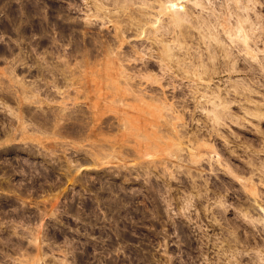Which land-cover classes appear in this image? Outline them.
Instances as JSON below:
<instances>
[{
    "label": "rangeland",
    "instance_id": "374dc122",
    "mask_svg": "<svg viewBox=\"0 0 264 264\" xmlns=\"http://www.w3.org/2000/svg\"><path fill=\"white\" fill-rule=\"evenodd\" d=\"M191 1L0 0V264H264V0Z\"/></svg>",
    "mask_w": 264,
    "mask_h": 264
},
{
    "label": "bare ground",
    "instance_id": "6f19581e",
    "mask_svg": "<svg viewBox=\"0 0 264 264\" xmlns=\"http://www.w3.org/2000/svg\"><path fill=\"white\" fill-rule=\"evenodd\" d=\"M122 1V0H121ZM129 1V0H128ZM155 1H161V0H155ZM117 2H119V1H117ZM116 2V3H117ZM126 2V1H125ZM169 2V1H168ZM192 2V1H191ZM198 2L199 1H197L196 2V0H195V6L196 5H198V6H200V4H198ZM192 3H194V0H193V2ZM200 3H202V1H200ZM165 5H168L169 6V11H172L171 12V14H172V19H173V22H174V24H172L171 25V27H173V25H174V27H175V29L173 28H171L170 26H167L168 28H166L165 26L163 27V25L162 26H154V28L152 27V29H154L153 31H151V27L150 28H148V29H150V31L151 32H154L156 35H161L162 37H164V36H166L167 34H175V33H177V31H178V28H179V26H181L180 27V29H179V32H180V34L178 35V34H176L177 35V37L175 38V40L174 41H178V43H179V47L178 48H180V49H183L184 50V48H186L187 49V47L189 46H186V45H184V46H186V47H183V45H182V43L183 42H186V41H188V39H189V35L188 36H185V35H187L186 33L187 32H189L190 30H188L187 31V26H184L183 24L185 23V22H187V23H189V22H193V20H191L190 19V14H189V12H188V9H187V11L184 9V7H183V9H184V11H181L180 12V10H182V5L181 6H179L178 7V5H176L175 3H174V1H173V3H168V4H165ZM197 6V7H198ZM203 9H205V7L203 8ZM171 16V15H170ZM192 18H194V17H192ZM199 18V17H198ZM200 18H202V16L200 17ZM171 19V20H172ZM206 19H209V18H206ZM211 19V18H210ZM209 19V20H210ZM216 19V18H215ZM207 21L208 20H206L205 22H206V25H204V23H202V21H201V24H196V22H195V27H197V29H203V26L202 25H204V26H206L207 27V32H208V34H204V38L203 39H207V41L209 40H212L210 43H206L207 44V49H208V51L211 49V51L210 52H212V53H210V55L212 54H214V55H216V57H217V54H215V52H216V48H215V46L216 45H214L215 43L216 44H223V43H225L224 42V39L223 38H221V37H219V34L218 35H215L214 34V29H213V27L210 29V27L211 26H209L208 24H207ZM211 21V20H210ZM213 21V20H212ZM172 22V23H173ZM198 22V21H197ZM209 22V21H208ZM200 23V22H199ZM213 23V22H212ZM166 24V23H165ZM168 24H171V21H170V23H168ZM193 24V23H192ZM209 24H210V22H209ZM197 25V26H196ZM212 25V24H211ZM178 26V27H177ZM184 26V27H183ZM194 25H192L191 27H193ZM216 26V25H215ZM214 26V27H215ZM177 27V28H176ZM190 27V26H189ZM190 27V28H191ZM217 27V26H216ZM215 27V29H217ZM184 28V29H183ZM190 28H188V29H190ZM241 27H239V28H237V31L239 32V31H241V29H240ZM184 31H183V30ZM213 29V30H212ZM143 30H145V29H143ZM205 30V29H204ZM244 30V29H243ZM146 31H147V29H146ZM149 31V30H148ZM147 31V32H148ZM150 31L148 32L149 34H150ZM206 31V30H205ZM229 31V30H228ZM233 31V33L235 32L236 33V31H234V29H232L231 31H230V33ZM192 32V31H191ZM147 33V34H148ZM218 33V32H217ZM228 34H230L229 32H227ZM245 33V32H244ZM182 34V36H180ZM191 34V33H190ZM153 35V34H152ZM230 35H233V34H230ZM236 35V34H235ZM150 36V35H149ZM234 36V35H233ZM192 37V36H191ZM236 37V36H235ZM249 36H246L245 35V37L244 38H242V37H239V38H241L242 40H243V43H245V45L248 43L249 44V42H248V40H249V38H248ZM204 40V41H205ZM232 40V39H231ZM183 41V42H182ZM191 41H193V40H191ZM200 41V40H199ZM202 41V40H201ZM206 41V42H207ZM208 41V42H209ZM158 42H160V41H158ZM164 42V39L162 40V43ZM215 42V43H214ZM234 42V44L237 42H235V41H233ZM187 43V42H186ZM242 43V44H243ZM189 44V43H188ZM163 46H162V53H160L159 55H160V63H161V70H162V72L164 73V76L162 77V78H157V77H155V78H152L153 79V81L154 82H156V83H158V82H160L161 81V79H164L165 78V75L167 76L168 75V72L169 71H172V63H181V64H178L179 66L180 65H182L183 63L180 61V60H177L176 58H178V57H176L177 55L175 54V53H172L173 52V49H175L174 47H171V44H162ZM174 45V44H173ZM174 46H177V45H174ZM202 46V45H201ZM220 46V45H219ZM223 46H225L226 47V44L225 45H223ZM178 48H177V50H178ZM219 48H222V53H225L226 52V57H229V59H230V53L232 52H229V50H228V48L226 47L225 48V52L223 51V47L221 46V47H219ZM218 48V49H219ZM190 49H191V47H190ZM218 49H217V51H218ZM187 50H189V49H187ZM186 50V51H187ZM221 50V49H220ZM161 51V50H160ZM182 51V50H181ZM174 52H176V50H174ZM178 52H179V50H178ZM220 52V51H219ZM177 53V52H176ZM217 53V52H216ZM232 54V56H233V53H231ZM176 55V56H175ZM189 55V54H188ZM199 55V54H198ZM211 55V56H212ZM223 55V54H222ZM180 56V55H179ZM186 56V55H185ZM225 56V55H224ZM189 57V56H188ZM216 57H214V56H212V57H210L211 59L213 58H216ZM191 58H194V59H192V61L193 60H195V57L193 56H191L190 57V59ZM197 58H198V56H197ZM197 58H196V60H197ZM200 58V57H199ZM132 59V58H131ZM179 59V58H178ZM185 59V58H184ZM183 59V62L185 63V66H186V61ZM189 59V58H188ZM202 59V58H201ZM204 59V58H203ZM207 59V58H206ZM212 59V60H213ZM195 60V62H198V61H196ZM199 60V59H198ZM130 61V60H129ZM191 61V62H192ZM203 61V60H202ZM199 64V63H198ZM189 65V64H188ZM200 65H201V63H200ZM174 66V65H173ZM232 66H233V64H232ZM191 67V66H190ZM196 67V66H195ZM194 67V68H195ZM208 68V67H207ZM188 69H189V66H188ZM193 69V68H192ZM199 69V68H198ZM234 69V68H233ZM196 70V69H195ZM206 70V69H205ZM188 71V70H187ZM191 71V70H190ZM203 71H204V66H203ZM202 71V72H203ZM209 71V70H208ZM207 71V72H208ZM178 72H179V70H178ZM195 72V71H194ZM204 72H206V71H204ZM175 73V72H174ZM200 73V72H199ZM213 73V72H212ZM176 74V73H175ZM203 74H205V73H203ZM209 74H211V73H209ZM199 74H197V76H198ZM202 75V74H201ZM205 76V75H204ZM204 76H201V77H204ZM147 77V76H146ZM159 77V76H158ZM168 77V76H167ZM178 77V76H177ZM129 78H131V77H129ZM128 78V79H129ZM132 79V78H131ZM204 79V78H203ZM202 79V80H203ZM170 80V79H169ZM134 82V81H133ZM129 83V85H130V83H131V81L130 82H128ZM136 84V83H135ZM141 84V83H140ZM132 85V84H131ZM171 85V84H170ZM134 86V85H133ZM138 86V85H137ZM130 87V86H129ZM132 87V86H131ZM208 88V87H207ZM237 88H239V87H237ZM242 88V87H241ZM27 89V88H26ZM136 89V88H135ZM152 89H153V87H152ZM194 89V88H193ZM132 90V89H131ZM208 91V90H207ZM235 91H237V90H235ZM240 91V90H239ZM244 91H245V89H244ZM135 92H139V89L137 90V91H135ZM208 92H210V91H208ZM217 92V91H216ZM23 93V92H22ZM134 93V92H133ZM139 93H141V91L139 92ZM139 93H138V95H139ZM147 93V92H146ZM205 93V92H204ZM207 93V92H206ZM205 93V94H206ZM212 93V92H211ZM211 93L209 94V95H211ZM221 93V92H220ZM237 93H238V91H237ZM25 94V93H24ZM142 94H143V96L145 95L144 93H143V91H142ZM141 94V95H142ZM193 94H195V93H193ZM204 94V95H205ZM208 94V93H207ZM206 94V95H207ZM213 94V93H212ZM214 95V94H213ZM244 95V94H243ZM247 95V94H246ZM195 96V95H194ZM194 96H193V98H194ZM203 97V96H202ZM205 97V96H204ZM210 97V96H209ZM227 97H229V96H227ZM248 97V96H247ZM139 98H140V96H139ZM148 98V97H147ZM151 98V97H150ZM221 98H222V96H221ZM215 99V98H214ZM216 99H217V101L216 102H220V100L218 99V97L216 96ZM249 99V98H248ZM150 100H152L154 103H156L157 105H158V103L159 104H162V105H164V108L166 107L167 108V110H169V111H172V112H176L175 111V106H173V105H168L167 104V102L165 101V98L163 97V95L162 96H160V95H157L156 94V96H154V97H152V99H150ZM202 100V99H201ZM211 100H213V98L211 99ZM211 100H209V102L211 101ZM219 100V101H218ZM226 100V99H225ZM223 101V100H222ZM212 102V101H211ZM227 102L228 103H224V104H222V103H220V104H217V103H215V100H214V103H213V105H214V108L210 111V113H212L214 116H215V118H216V120L217 121H221L223 118H227L226 116V114L228 113L226 110H227V108H228V106L230 105V103H229V101L227 100ZM178 103V102H177ZM146 104V103H145ZM173 104V103H172ZM95 107H96V105H95ZM99 109V108H98ZM158 111V110H157ZM224 112H227L226 114L224 113ZM230 113V112H229ZM139 114V113H138ZM146 114V113H145ZM223 114H225V115H223ZM54 115V114H53ZM172 115H173V113H172ZM223 115V116H222ZM46 116V115H45ZM44 116V117H45ZM55 116V115H54ZM53 116V117H54ZM57 116V115H56ZM59 116V115H58ZM225 116V117H224ZM261 116H262V113H261ZM49 117V116H48ZM223 117V118H222ZM46 118V117H45ZM170 118V117H169ZM172 118V117H171ZM214 118V119H215ZM172 119H176V120H178L179 119V117H178V119L177 118H172ZM48 120V119H47ZM136 120H138V119H136ZM169 121H170V119H168ZM211 120H212V118H211ZM223 120H225V119H223ZM45 121V120H44ZM51 121V120H50ZM134 121H135V119H134ZM133 121V122H134ZM48 122H49V120H48ZM54 122V121H53ZM125 122V121H124ZM42 123V122H41ZM46 123V122H45ZM166 123V122H165ZM217 123V122H216ZM219 123V122H218ZM52 124V123H51ZM49 125V124H48ZM28 126H29V124L28 125H26L25 127H24V131H26L27 130V128H28ZM129 127V126H128ZM171 127V126H170ZM13 129V128H12ZM10 130V131H13V130ZM23 130V129H22ZM83 131V130H82ZM174 131H176V130H174ZM177 132H178V130L176 131V134H177ZM180 133V132H179ZM75 134H76V132H75ZM184 134V133H183ZM182 133L181 134H179V135H176V137H177V141L179 142L178 143V145L180 144L181 145V139H182V137H184V135H183ZM189 135V134H188ZM77 136V135H76ZM181 138V139H180ZM184 141V140H183ZM205 146V145H204ZM180 147V146H179ZM181 150V149H180ZM91 156H96V155H92L91 154ZM193 156V155H192ZM196 155H194V157H195ZM258 169H260V168H258ZM264 176V175H263ZM256 190V189H255ZM254 190V191H255ZM252 193H254V192H252ZM257 194V193H256ZM255 194V195H256ZM254 208V207H253ZM257 208V207H256ZM260 209H261V213H263L264 214V208L262 207V206H260L259 207ZM249 209V208H248ZM247 217H249L248 216V214L246 215ZM245 216V217H246ZM264 217V216H263ZM252 218V217H251ZM249 219H250V217H249ZM261 219V218H260ZM264 219V218H263ZM262 219V220H263ZM260 221V220H259ZM254 222V221H253ZM258 222V221H257ZM262 222V221H261ZM35 239V238H34ZM40 242V241H39ZM39 261V260H38ZM33 262H35V261H33Z\"/></svg>",
    "mask_w": 264,
    "mask_h": 264
},
{
    "label": "flooded vegetation",
    "instance_id": "af4514ba",
    "mask_svg": "<svg viewBox=\"0 0 264 264\" xmlns=\"http://www.w3.org/2000/svg\"><path fill=\"white\" fill-rule=\"evenodd\" d=\"M39 178H42V177H39ZM59 180H61V178L58 176L57 180H52V182H50L48 180H47L48 182L38 181L35 183L32 181L31 182L29 181V184H25V186L21 187V189L23 191H27V193L26 192L25 193L28 195H31L32 197L33 196H40L41 194H39V192L48 190L47 186H49V185H53V187L55 189H58L59 183H57V182ZM0 199L4 200V202H5V204H3V205H5L4 207H8V209H6V210L4 209L2 211L5 213L6 216H10L12 211H13V209L9 208L12 205L11 202L13 200H17V199L15 198V196L13 194H9V193H3L2 195L0 194ZM121 211H122V209H121Z\"/></svg>",
    "mask_w": 264,
    "mask_h": 264
}]
</instances>
